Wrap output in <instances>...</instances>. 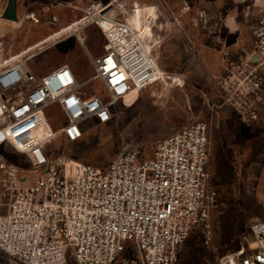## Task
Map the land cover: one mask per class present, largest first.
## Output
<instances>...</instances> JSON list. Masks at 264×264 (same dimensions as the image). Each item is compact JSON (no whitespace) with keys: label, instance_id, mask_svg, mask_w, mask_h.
I'll return each instance as SVG.
<instances>
[{"label":"built area","instance_id":"built-area-1","mask_svg":"<svg viewBox=\"0 0 264 264\" xmlns=\"http://www.w3.org/2000/svg\"><path fill=\"white\" fill-rule=\"evenodd\" d=\"M75 25H95L104 37L102 52L89 54L93 73L84 81L66 63L42 75L28 68L47 42L16 55L0 52V147L24 154L40 173L27 183L15 164L4 168L0 264H68L70 258L74 264H176L191 232L210 240L221 206L208 170L210 122L197 120L162 138L150 156L133 147L101 168L51 155L47 148L57 133L80 139L88 123L112 119L131 87L142 90L164 78L151 23L148 30L136 28L115 0L90 1ZM223 61L222 104L250 123L264 103V12L250 47L234 59L224 51ZM93 82L101 92L83 90ZM43 121L48 131L39 134ZM250 237L219 264H264V218L251 223Z\"/></svg>","mask_w":264,"mask_h":264},{"label":"rangeland","instance_id":"rangeland-1","mask_svg":"<svg viewBox=\"0 0 264 264\" xmlns=\"http://www.w3.org/2000/svg\"><path fill=\"white\" fill-rule=\"evenodd\" d=\"M15 1L17 19L13 21L2 17L8 0H0L3 56L47 42L46 48L27 62L30 70L42 75L66 63L80 82L89 78L93 73L89 54L102 52L104 37L95 25L76 32L75 23L92 0ZM115 2L122 5L124 17L138 29L145 25L148 30L151 23V33L159 42L153 53L164 78L145 89H135L125 97V104H115L108 123H88L80 139L67 141L57 133L48 152L101 168L133 147L142 156H150L162 138L194 121H209L208 170L221 206L212 218L210 240L205 242L199 233L191 232L176 264H219L222 255L248 246L251 223L264 218V103L258 118L244 123L231 106L222 104L223 94L218 88L227 61H223V52L228 51V57L234 59L241 48L250 47L252 28L264 12V0ZM82 88L86 92L102 91L97 82ZM52 111L48 110L47 117ZM51 123L54 129L60 126L55 118ZM48 127L43 121L39 134ZM9 163L18 167L21 182H32L40 174L31 169L24 154L2 146L0 183ZM68 264H74L72 258Z\"/></svg>","mask_w":264,"mask_h":264},{"label":"water","instance_id":"water-1","mask_svg":"<svg viewBox=\"0 0 264 264\" xmlns=\"http://www.w3.org/2000/svg\"><path fill=\"white\" fill-rule=\"evenodd\" d=\"M2 17L7 20L15 21L17 19L16 15V1L15 0H8V4L6 9L4 10ZM47 167L44 168V171Z\"/></svg>","mask_w":264,"mask_h":264},{"label":"bare ground","instance_id":"bare-ground-1","mask_svg":"<svg viewBox=\"0 0 264 264\" xmlns=\"http://www.w3.org/2000/svg\"><path fill=\"white\" fill-rule=\"evenodd\" d=\"M129 21V20H128ZM130 23H132L136 28H137V26L135 25V23H133V22H131V21H129ZM80 30V29H79ZM78 30H76V32H77ZM72 34V33H71ZM76 35H77V33H76ZM44 44V42H41V43H38V44H36V45H33V46H31L30 48H37V46L38 45H43ZM160 71V70H159ZM135 89H139L137 86H134V87H131V89H130V91H129V93L127 94V96L131 93V92H133ZM126 96V97H127Z\"/></svg>","mask_w":264,"mask_h":264}]
</instances>
